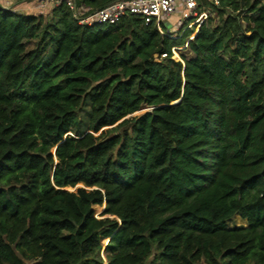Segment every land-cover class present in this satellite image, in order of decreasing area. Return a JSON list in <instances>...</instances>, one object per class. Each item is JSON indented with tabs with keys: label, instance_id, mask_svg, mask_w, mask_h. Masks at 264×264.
<instances>
[{
	"label": "trees",
	"instance_id": "trees-1",
	"mask_svg": "<svg viewBox=\"0 0 264 264\" xmlns=\"http://www.w3.org/2000/svg\"><path fill=\"white\" fill-rule=\"evenodd\" d=\"M214 10L156 62L192 30L0 4V264H264V0Z\"/></svg>",
	"mask_w": 264,
	"mask_h": 264
},
{
	"label": "built area",
	"instance_id": "built-area-1",
	"mask_svg": "<svg viewBox=\"0 0 264 264\" xmlns=\"http://www.w3.org/2000/svg\"><path fill=\"white\" fill-rule=\"evenodd\" d=\"M35 2L34 9L46 6H50L52 10L60 7L68 8L81 27L118 25L123 19L134 16L138 17L146 27L154 25L160 35L169 40H180L192 30L183 46L172 48L171 55L155 54L156 62L168 58L174 61H178V58L182 62L180 51L187 49L188 43L194 39L204 24L210 19L216 20L214 8L220 6V0H117L103 9L94 10L85 4L78 5L76 0H36ZM26 5L29 3L16 7L3 5L2 7L17 13L27 9Z\"/></svg>",
	"mask_w": 264,
	"mask_h": 264
},
{
	"label": "rangeland",
	"instance_id": "rangeland-1",
	"mask_svg": "<svg viewBox=\"0 0 264 264\" xmlns=\"http://www.w3.org/2000/svg\"><path fill=\"white\" fill-rule=\"evenodd\" d=\"M35 3H36V2H32L31 4L29 3V5H26V6L28 7L27 9H30V11H32L33 14L41 15V14L44 12V13H45L44 15H49V14L51 13L52 9L50 8V6H49V7L46 6V7L40 8V9H34V8H35ZM0 4H2L4 7H6V6H12V7H15L16 0H0ZM37 7H38V6H37ZM22 9H23V8H22ZM47 13H48V14H47ZM51 14H52V13H51ZM49 17L51 18V16H49ZM179 56H180V58L183 57V56H185V57H187V58H192V57H193V55L189 52V49H185V50L180 51ZM177 60L179 61L178 58H177ZM150 110H151V108H149V107H147V106H143V107L141 108V110H140L138 113H136L133 117H139V116H141V115H143V114L149 112ZM78 187H81V186H78ZM77 189H78V188L76 187V188H74V189L69 188L68 190H69V191H76ZM93 209H94V211H95L96 216L100 218L101 215H98V214H99V209H98V207H93ZM245 223H246V222L243 221L242 218H241L240 216H235L230 222H228V227H229V228H233L234 226H237V227H239V226H245V227H248V226L245 225ZM102 243H103L104 245H106L104 239L102 240ZM103 253H104V251H103ZM103 253H102V255H103ZM103 259H104V258H103ZM104 261H105V259H104ZM105 263H106V262H105ZM149 264H150V263H149Z\"/></svg>",
	"mask_w": 264,
	"mask_h": 264
},
{
	"label": "water",
	"instance_id": "water-1",
	"mask_svg": "<svg viewBox=\"0 0 264 264\" xmlns=\"http://www.w3.org/2000/svg\"><path fill=\"white\" fill-rule=\"evenodd\" d=\"M179 103H181V99L178 100L177 102L173 103V105H175V104H179ZM151 109H153V108H151ZM135 114H136V113H135ZM135 114L131 115L130 117H133ZM130 117H128V118H130ZM102 132H103V131H101V132L99 133V135H100ZM68 136H69V135H68ZM77 188H79V187H77ZM105 206H106V204L104 205V209H105ZM104 209H103L101 215L103 214ZM110 240H111V239H108L107 244L110 242ZM107 244H106V245H107ZM104 252H105V249H104Z\"/></svg>",
	"mask_w": 264,
	"mask_h": 264
},
{
	"label": "crops",
	"instance_id": "crops-1",
	"mask_svg": "<svg viewBox=\"0 0 264 264\" xmlns=\"http://www.w3.org/2000/svg\"><path fill=\"white\" fill-rule=\"evenodd\" d=\"M175 19L177 18V16L175 15V17H174Z\"/></svg>",
	"mask_w": 264,
	"mask_h": 264
}]
</instances>
